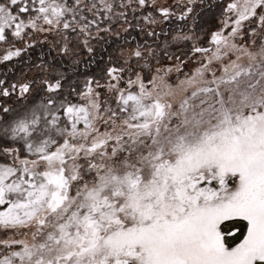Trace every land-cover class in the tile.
<instances>
[{
	"label": "snow or ice",
	"instance_id": "snow-or-ice-1",
	"mask_svg": "<svg viewBox=\"0 0 264 264\" xmlns=\"http://www.w3.org/2000/svg\"><path fill=\"white\" fill-rule=\"evenodd\" d=\"M0 264H264V0H0Z\"/></svg>",
	"mask_w": 264,
	"mask_h": 264
}]
</instances>
